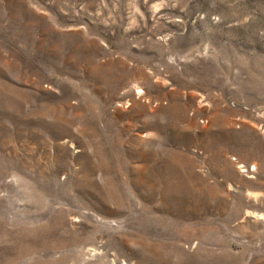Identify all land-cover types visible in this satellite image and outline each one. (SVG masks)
Segmentation results:
<instances>
[{"label":"rangeland","instance_id":"374dc122","mask_svg":"<svg viewBox=\"0 0 264 264\" xmlns=\"http://www.w3.org/2000/svg\"><path fill=\"white\" fill-rule=\"evenodd\" d=\"M0 264H264V0H0Z\"/></svg>","mask_w":264,"mask_h":264},{"label":"bare ground","instance_id":"6f19581e","mask_svg":"<svg viewBox=\"0 0 264 264\" xmlns=\"http://www.w3.org/2000/svg\"><path fill=\"white\" fill-rule=\"evenodd\" d=\"M9 9V8H8ZM12 23V22H11ZM91 55V51H88V52H86V55L84 56V57H86V58H88L89 56ZM91 58V57H90ZM137 89V94H139V98L143 95V94H145V92L140 88V87H138V88H136ZM115 97V96H114ZM68 99V98H67ZM148 102H150L151 100L149 99V100H147ZM127 105V104H126ZM134 106V105H133ZM138 106H141V104H138ZM142 107V106H141ZM137 111V110H136ZM55 116H57V121L59 122L60 120L62 121V120H64L66 123L68 122V123H72L73 122V120H72V118L73 117H69V118H66L65 117V113L64 112H60V113H58V112H56L55 111V114H54ZM64 123V122H63ZM61 131V130H60ZM51 132V131H50ZM88 136H90L89 134H88ZM42 142V141H41ZM47 145V144H46ZM87 145H89L88 147H91L92 148V154L91 153H87V157L89 158V161L92 163V165L93 166H100L101 168H104L105 170H107V171H109L110 170V162H109V157H108V153H107V151H106V149L104 148V146L100 143V142H95L93 139H91V137H90V139H88L87 141H86V146ZM48 146V145H47ZM48 149V148H47ZM86 154V153H85ZM94 156H96V157H98V162L95 164V163H93L92 161H91V159L94 157ZM87 157H86V160H87ZM40 163V162H39ZM42 164V163H41ZM95 164V165H94ZM91 165V166H92ZM39 166V165H38ZM144 167V166H143ZM142 167V171H144L145 173H146V175L147 176H145L144 177V181L143 182H145L147 185H155V184H162V182H161V180H164V177L162 176V175H160L156 170L155 171H153V169H152V171H150L148 168H145L146 170H144V168ZM145 167H147V166H145ZM41 168V167H40ZM43 168V167H42ZM168 169H171L170 168V165H169V167L167 168V170ZM43 170V169H42ZM141 171V172H142ZM161 171V170H160ZM170 171V170H169ZM43 172V171H42ZM164 175V174H163ZM168 175V174H167ZM172 176V175H171ZM170 176V177H171ZM167 177V176H166ZM174 177V176H173ZM173 177H171V178H173ZM143 178V177H142ZM170 178V179H171ZM148 180V181H147ZM173 180H174V178H173ZM184 180V179H183ZM160 181V182H159ZM177 181V180H176ZM159 182V183H158ZM167 182V181H166ZM175 182V181H174ZM182 182V181H181ZM185 182V181H184ZM170 184H171V182H169ZM167 184V183H166ZM165 184V185H166ZM152 185V186H153ZM180 185V184H179ZM167 186V185H166ZM152 188V187H151ZM150 187L148 188V189H146V191H145V198H146V200H148V201H153V200H157V194L159 193L158 191L159 190H157L156 188L153 190V188L151 189ZM165 189V188H164ZM92 190V189H91ZM166 191H164V192H160L162 195H163V197L165 196L166 198H165V200L167 201L166 203H165V200H164V198L163 197H161V198H163V201H164V204H172L173 206H170V205H166V206H164L165 208H164V210H171V211H176L179 215H185L187 212H189L188 211V208L185 206V205H183V204H179V203H181L182 201L183 202H185L186 200H184V199H186L187 197H186V192L185 191H175V192H171L170 191V188H166L165 189ZM196 193V192H195ZM103 196H104V198L106 199V201L108 202H111V203H113V204H115L117 207V210H116V212H119V213H121V211H125V209H124V206H125V200H124V196L123 195H121V193H120V191H119V189L117 188V186L114 184V182H112V180H108L107 181V183H106V186H105V190L103 191ZM160 194V195H161ZM193 194V193H192ZM191 194V195H192ZM188 195V194H187ZM193 196V195H192ZM198 196V195H197ZM193 198V197H192ZM161 200V199H160ZM175 200H177V201H175ZM203 200V199H202ZM205 200V199H204ZM172 201H175V203H173ZM189 201V200H188ZM176 202H177V204H178V206L176 205ZM203 202H205V201H203ZM202 203V202H201ZM159 204V203H158ZM160 204H161V202H160ZM163 205V204H162ZM161 205V206H162ZM192 205V204H191ZM196 205H197V203H196ZM160 206V207H161ZM200 206V205H199ZM202 206V205H201ZM126 207V206H125ZM115 208V209H116ZM151 208V207H150ZM122 209H124V210H122ZM193 209V208H192ZM196 209V210H195ZM195 209H193V212H197V214L196 215H198V213H199V208H198V205H197V208L195 207ZM225 209V208H224ZM113 210H114V208H113ZM152 210V209H151ZM162 210V209H161ZM195 210V211H194ZM221 210V209H220ZM163 211V210H162ZM226 211H227V209H226ZM150 212V211H149ZM202 212H203V210H202ZM235 212V211H234ZM247 212H249V211H247ZM167 213V212H166ZM190 213V212H189ZM188 213V214H189ZM195 215V216H196ZM189 216V215H188ZM191 216H193V214L191 215ZM199 216V215H198ZM220 216V215H219ZM142 244L144 245V246H146V248L148 247V248H153V247H155L153 244H150L148 241H142ZM158 247V246H157Z\"/></svg>","mask_w":264,"mask_h":264}]
</instances>
